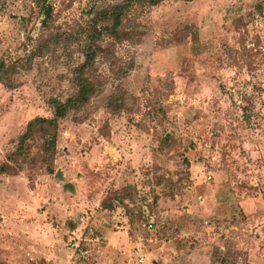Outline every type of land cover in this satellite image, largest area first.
Segmentation results:
<instances>
[{"label":"rangeland","instance_id":"1","mask_svg":"<svg viewBox=\"0 0 264 264\" xmlns=\"http://www.w3.org/2000/svg\"><path fill=\"white\" fill-rule=\"evenodd\" d=\"M92 3L0 0V60L20 61L0 82V264H264V0L131 10L140 36L100 41L53 156L36 133L8 160L75 92Z\"/></svg>","mask_w":264,"mask_h":264},{"label":"trees","instance_id":"2","mask_svg":"<svg viewBox=\"0 0 264 264\" xmlns=\"http://www.w3.org/2000/svg\"><path fill=\"white\" fill-rule=\"evenodd\" d=\"M160 1L162 0H120L116 3L100 6L96 5V0H93L88 13L89 17L79 32V36H83L81 48L83 59L73 70L75 92L65 100L50 99V104L53 108L51 116L36 115L27 121L25 130L18 136L16 148L10 154L8 160L9 158H15V156H24L28 150V147H26L27 142L31 139L33 140L36 133H39L42 139L41 148L43 152L49 157L53 156L59 121L64 119L70 110L79 109L87 103L96 93L95 83L91 75L96 56L104 51L100 45V41L105 36L115 40H133L137 38L141 34L140 31L135 26L134 28L127 29L124 26L125 18L133 9L144 5H154ZM50 15L51 7L48 5L44 9L45 18L42 21L43 24H46ZM19 62L17 60L13 63H6L4 60H0V82L4 83L7 87H13L8 75H12L18 71L20 68ZM12 168L8 162H2L0 163V174L10 173L9 170H12ZM47 172L54 173V170L51 166H48ZM104 205L107 206V204ZM149 227H152L151 222L148 223Z\"/></svg>","mask_w":264,"mask_h":264},{"label":"built area","instance_id":"3","mask_svg":"<svg viewBox=\"0 0 264 264\" xmlns=\"http://www.w3.org/2000/svg\"><path fill=\"white\" fill-rule=\"evenodd\" d=\"M84 217H83V215L80 217V219L82 220ZM116 227H119L118 225H116ZM66 245H71V240L70 241H67L66 242Z\"/></svg>","mask_w":264,"mask_h":264}]
</instances>
